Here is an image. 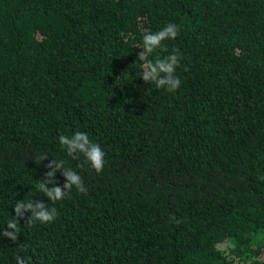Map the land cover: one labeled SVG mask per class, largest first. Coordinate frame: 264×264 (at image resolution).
<instances>
[{
  "label": "trees",
  "instance_id": "trees-1",
  "mask_svg": "<svg viewBox=\"0 0 264 264\" xmlns=\"http://www.w3.org/2000/svg\"><path fill=\"white\" fill-rule=\"evenodd\" d=\"M179 35L180 88L142 79ZM87 133L97 173L61 135ZM47 154L39 162V156ZM52 160L77 172L60 201ZM63 188V169L53 178ZM33 200L52 222L19 221ZM264 264V0H0V264Z\"/></svg>",
  "mask_w": 264,
  "mask_h": 264
},
{
  "label": "clouds",
  "instance_id": "clouds-1",
  "mask_svg": "<svg viewBox=\"0 0 264 264\" xmlns=\"http://www.w3.org/2000/svg\"><path fill=\"white\" fill-rule=\"evenodd\" d=\"M179 25L168 24L161 30L155 33L146 32L143 35V47L139 53L138 59L143 61V73L142 79L145 83H154L157 88H165L167 91H175L180 88L181 81L176 76V68L180 63V55L178 49H173V54H170L163 58H158L154 62L149 60V56L157 49L164 48L163 42L166 40H174L179 35ZM167 51L166 48H164ZM59 144L65 148L67 154L73 159L82 155L85 160L91 165V167L100 173L105 165V153L101 149L100 145L91 141L87 133L78 131L71 137L61 135L59 137ZM47 154L39 156V162L46 159ZM49 172L46 174V179L37 182L36 188L39 192L44 193L49 200L55 202L64 199L73 189V186L80 192L85 193L86 189L83 185L81 176L72 170L66 168L63 161L52 160L46 165ZM63 169V176L66 178V183L63 188L58 186L49 187L48 185H55L56 181L53 179L56 172ZM15 217L13 220L8 221L7 228L11 231L3 232V235L10 237L11 240L16 241L18 239L19 221L17 218H23L25 211L32 213L28 219V223H34L40 221L41 223H48L54 221L57 215L55 208L47 210L42 203H35L33 200H29L27 203L24 201H17L15 204ZM17 264H26V261L20 256L16 257Z\"/></svg>",
  "mask_w": 264,
  "mask_h": 264
}]
</instances>
